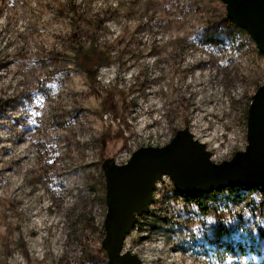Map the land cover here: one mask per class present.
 Segmentation results:
<instances>
[{
	"label": "rangeland",
	"instance_id": "rangeland-1",
	"mask_svg": "<svg viewBox=\"0 0 264 264\" xmlns=\"http://www.w3.org/2000/svg\"><path fill=\"white\" fill-rule=\"evenodd\" d=\"M76 45L104 58L94 78L73 65ZM261 85L264 54L222 0H0V264H109L107 159L185 130L229 160ZM152 195L122 252L264 264L260 188L198 201L163 175Z\"/></svg>",
	"mask_w": 264,
	"mask_h": 264
},
{
	"label": "water",
	"instance_id": "water-1",
	"mask_svg": "<svg viewBox=\"0 0 264 264\" xmlns=\"http://www.w3.org/2000/svg\"><path fill=\"white\" fill-rule=\"evenodd\" d=\"M227 18L246 30L264 54V0H222ZM247 146L231 159L215 163L203 143L180 130L165 145L139 147L123 164L107 159L105 236L102 245L109 264H142L122 252L123 241L153 201L155 181L168 176L175 189L192 196L230 186L264 189V85L257 88L248 108Z\"/></svg>",
	"mask_w": 264,
	"mask_h": 264
},
{
	"label": "trees",
	"instance_id": "trees-1",
	"mask_svg": "<svg viewBox=\"0 0 264 264\" xmlns=\"http://www.w3.org/2000/svg\"><path fill=\"white\" fill-rule=\"evenodd\" d=\"M102 62H104V58L102 57V55H99L96 52H93V49H89L86 51L80 45L75 46L73 53H72V63L79 71L83 72L88 77H92V78L95 77V73H96L95 69L98 66H100ZM230 187H235V186H230ZM230 187H225V188H230ZM225 188H221V189H225ZM239 188L243 190L260 188L261 194L262 193L264 194V189L259 186H253V187L239 186ZM214 191H211V192H214ZM211 192L209 193L199 192V193H195L192 196H188L186 194L184 195L188 196L189 198H196V200L199 201V200H202V199H199L200 196L202 195L208 196ZM260 235H262V233H260Z\"/></svg>",
	"mask_w": 264,
	"mask_h": 264
},
{
	"label": "bare ground",
	"instance_id": "bare-ground-1",
	"mask_svg": "<svg viewBox=\"0 0 264 264\" xmlns=\"http://www.w3.org/2000/svg\"><path fill=\"white\" fill-rule=\"evenodd\" d=\"M239 1H242V2H238V4H239V3H243V1H246V0H239Z\"/></svg>",
	"mask_w": 264,
	"mask_h": 264
}]
</instances>
